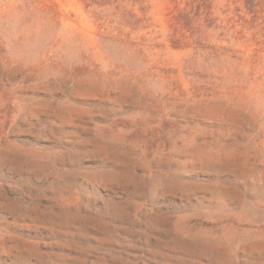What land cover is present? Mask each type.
Wrapping results in <instances>:
<instances>
[{"label": "rangeland", "instance_id": "374dc122", "mask_svg": "<svg viewBox=\"0 0 264 264\" xmlns=\"http://www.w3.org/2000/svg\"><path fill=\"white\" fill-rule=\"evenodd\" d=\"M0 264H264V0H0Z\"/></svg>", "mask_w": 264, "mask_h": 264}]
</instances>
